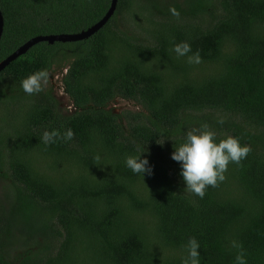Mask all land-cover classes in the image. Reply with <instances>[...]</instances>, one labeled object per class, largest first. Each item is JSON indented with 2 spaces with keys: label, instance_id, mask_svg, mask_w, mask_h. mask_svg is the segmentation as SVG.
Segmentation results:
<instances>
[{
  "label": "trees",
  "instance_id": "trees-1",
  "mask_svg": "<svg viewBox=\"0 0 264 264\" xmlns=\"http://www.w3.org/2000/svg\"><path fill=\"white\" fill-rule=\"evenodd\" d=\"M111 3L0 0V62L88 29ZM184 41L199 64L172 51ZM41 69L65 72L73 114L48 89L22 90ZM117 99L138 110L114 113ZM0 109V264H181L190 237L200 264H236L232 240L264 264V0H118L91 38L39 43L1 71ZM204 123L251 151L201 198L171 154ZM142 146L144 180L124 163Z\"/></svg>",
  "mask_w": 264,
  "mask_h": 264
},
{
  "label": "clouds",
  "instance_id": "clouds-1",
  "mask_svg": "<svg viewBox=\"0 0 264 264\" xmlns=\"http://www.w3.org/2000/svg\"><path fill=\"white\" fill-rule=\"evenodd\" d=\"M171 11L179 17L178 11L174 8ZM172 51L178 58L186 57L189 64H199L202 59L199 51L192 52L191 45L186 41L175 43ZM47 77L46 69L35 71L21 80L20 87L28 95L38 94L43 90ZM73 135L70 128L64 134L68 140H71ZM55 136V132L44 131L43 142H54ZM173 147L171 159L180 164V176L186 185L185 190L201 198L204 197L207 187H216L225 180L224 174L230 163L240 164L251 151L249 145L241 144L239 138L231 135L217 141L216 133L207 123L188 131L184 142ZM144 153L142 146V150L138 149V154L127 155L124 159L126 167L142 176L143 180L145 174L151 175L154 168ZM231 246L239 250L235 257L236 264H247L242 245L232 240ZM185 253L181 264H200V242L195 237L188 239Z\"/></svg>",
  "mask_w": 264,
  "mask_h": 264
},
{
  "label": "water",
  "instance_id": "water-1",
  "mask_svg": "<svg viewBox=\"0 0 264 264\" xmlns=\"http://www.w3.org/2000/svg\"><path fill=\"white\" fill-rule=\"evenodd\" d=\"M118 0H112L111 7L106 13V15L96 24L89 27L86 30H83L79 33L75 34H61V35H50V36H38L35 38L30 39L27 41L24 45L19 47L14 53H12L9 57H7L5 60L0 62V72L3 71L11 62L18 59L20 56L26 54L32 47L39 43H48L50 45L54 43H75L87 40L91 38L93 35H95L97 32H99L110 20V18L114 15V12L116 10ZM3 16L0 12V38L3 31Z\"/></svg>",
  "mask_w": 264,
  "mask_h": 264
},
{
  "label": "rangeland",
  "instance_id": "rangeland-1",
  "mask_svg": "<svg viewBox=\"0 0 264 264\" xmlns=\"http://www.w3.org/2000/svg\"><path fill=\"white\" fill-rule=\"evenodd\" d=\"M65 72L59 69H55L53 72L48 74L47 80L43 83V89L50 90L54 96L59 111L64 115H71L74 113L75 109L72 105L71 100L64 92V86L62 83L63 75ZM8 96L10 93L7 91ZM109 109L116 114H121L125 111L135 112L137 111L136 105L131 101H125L117 99L115 102L110 104ZM3 115L2 110L0 109V117ZM1 182V179H0Z\"/></svg>",
  "mask_w": 264,
  "mask_h": 264
}]
</instances>
